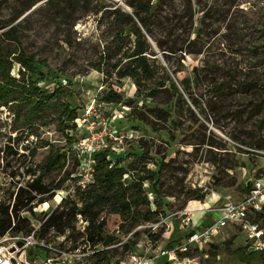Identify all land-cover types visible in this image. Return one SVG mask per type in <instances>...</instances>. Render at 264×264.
<instances>
[{
  "label": "rangeland",
  "instance_id": "rangeland-1",
  "mask_svg": "<svg viewBox=\"0 0 264 264\" xmlns=\"http://www.w3.org/2000/svg\"><path fill=\"white\" fill-rule=\"evenodd\" d=\"M28 1L0 0V32L19 14L14 23L21 25V48L46 61L33 79L42 92L57 87L69 91L62 98L76 117L63 119L70 125L63 128L54 103L27 125L21 115L27 104L16 94L11 95L12 102L0 106V204L8 207L24 233L40 230L54 215L57 222L65 221L63 231L51 226L42 234L60 250L51 254L50 263L94 264V250L100 248L85 240L87 219L69 216L72 202L81 206L77 188L88 184H81L79 141L94 137L93 145L112 163L128 169L129 175L146 178L142 186L149 207L160 211V222H140L123 234L119 217L101 209L98 220L103 219L104 229L113 234V245L107 246L109 258L96 264L120 258L130 249L144 253L167 247L189 230L181 228L177 215L176 226L169 227L168 214H177L187 204L191 209L205 207L202 202L210 204L218 196L237 199L245 194L244 185L264 173V0H129L154 6L149 31L142 32L150 46V62L155 61L157 76L166 82L154 89L153 97L146 96L143 86L138 93L131 77L105 78L90 67L113 44L111 11L118 7L132 12L127 0H89L88 11L81 10L76 20L66 22L58 17L61 0H33L23 11ZM126 41L132 46L134 36ZM10 72L20 78L15 62ZM182 79L187 80V89L181 87ZM110 89L121 94L120 102L104 101ZM92 106L97 107L95 113ZM51 151L56 163L45 170ZM157 161L162 163L158 179ZM128 174L126 185L131 180ZM40 175L44 187L58 189L32 191L29 183ZM202 193L201 200L188 199ZM192 214L197 227L218 218L217 213ZM255 218L264 230V210ZM212 237L210 247L189 252L190 260L183 264H246L235 251L246 245L245 232L228 222ZM126 241L132 242L129 247L124 246ZM250 264H264L263 256Z\"/></svg>",
  "mask_w": 264,
  "mask_h": 264
},
{
  "label": "trees",
  "instance_id": "trees-1",
  "mask_svg": "<svg viewBox=\"0 0 264 264\" xmlns=\"http://www.w3.org/2000/svg\"><path fill=\"white\" fill-rule=\"evenodd\" d=\"M61 2L58 17L63 20L74 21L77 19L76 14L79 11H88L90 9L89 0H61ZM33 3V0L25 3L23 11L29 9ZM127 3L133 8L131 13L118 7L111 11L112 27L110 31L113 32V44L108 46L106 50L101 51L99 60L92 62L90 67L102 73L105 78H110L114 75L119 81L121 78L131 77L134 79L138 93L139 89H141L140 87L143 86L144 89H147L146 96L153 97L154 89L163 87L166 82L165 79L157 76L159 66L155 61L150 62L148 57L150 46L142 32V28L146 32L149 31L150 17L154 6L148 1L131 2L127 0ZM18 17L19 14L9 18L7 22L10 26L0 32V106L12 102L11 95L16 94L19 99H23L26 102L27 106L23 109L21 115L25 117L27 125H32L36 117L43 115L46 109L57 103L59 114L62 117L61 124H63V128H69L70 125L64 124L63 119L74 120L76 112L62 96H68L70 92L60 87L55 88L52 92H42L40 86L33 79V74L37 72L39 66H45L46 61L43 58H35L32 54H26L21 48V25L20 22L14 23ZM64 21L66 22V20ZM130 35L134 36V42L132 46H127L126 40L129 39ZM63 41L66 44H71L69 38H64ZM14 62L18 64L20 78H15L10 72ZM167 82L175 90L177 89L169 79H167ZM180 84L182 88H188L187 80H180ZM103 99L107 103L120 102L122 96L117 91L110 89L105 92ZM31 133H33V130ZM32 155H34L33 152ZM55 158L56 153L51 151L45 162V170H49L56 163L54 161ZM156 164L158 168L154 171V175H157L158 179L159 165L162 163L160 164L157 161ZM128 171L123 166L112 163L107 158L105 151H98L94 154L92 181L87 186L84 185L82 190L77 188L78 190L75 192L76 199L81 203V206L77 207L76 202H72L69 216L72 217L74 214H78L87 219L85 240L93 246L100 245V248H96L93 254L96 258L94 264L102 259H108L110 248L107 246L113 245V234L107 233L104 229L105 221L103 219L98 220L101 209H106L108 213L116 214L119 217L121 222H119L118 230L123 232V234L124 232L125 234L129 233L140 222L151 223L159 220L157 214L160 211L149 207V200L143 190L142 184L146 178H136L134 174L129 175ZM126 174L131 178L129 185L125 183L126 178H124V175ZM40 181L41 175L35 177L29 183V188L36 193H47L51 189H58V187L46 188ZM250 186L251 183L244 185L243 190L249 189ZM153 189L156 194L161 195L156 185H153ZM203 197V193L190 194L188 199L201 200ZM163 214L165 213L163 212ZM260 214L263 215V212L257 215ZM14 219L15 216L11 215L8 207L0 204V236L7 231L13 233L21 231V227L14 223ZM56 220L57 216L55 215L47 218L41 226V235L51 226H54L57 231H63L65 221L57 222ZM123 224H126V226ZM187 234L188 232L184 236ZM175 242L168 244L167 247H171ZM129 243L132 242L126 241L124 246L129 247ZM211 245V243L207 244L204 249ZM235 251L240 260L246 264H250L252 261L259 260L262 257V254L256 251L245 253L243 248H237Z\"/></svg>",
  "mask_w": 264,
  "mask_h": 264
},
{
  "label": "built area",
  "instance_id": "built-area-1",
  "mask_svg": "<svg viewBox=\"0 0 264 264\" xmlns=\"http://www.w3.org/2000/svg\"><path fill=\"white\" fill-rule=\"evenodd\" d=\"M90 110L95 113L97 107L92 106ZM106 127L104 121L103 129ZM93 139L94 137H91L88 142L79 141V146L83 149L82 159L79 160L80 167L83 166L81 184L89 183L93 179L94 154L98 151L93 145ZM263 210L264 173L253 180L241 199H225L221 204L203 210L204 214L217 213L218 218L214 221L207 220L200 227L191 220L190 210L182 209L177 214H168L166 220L177 215V219L180 218L179 224L182 227H189L188 234L171 247L157 246L156 249L149 248L144 253L130 249L122 257L110 260L106 264H157L160 257H166L169 264H183L190 260L187 256L189 252L204 250L207 244L212 243L213 234L228 222L245 232L247 248L260 252L264 258V230L255 218ZM158 222L151 225L156 228ZM41 252L46 254L44 258L40 256ZM57 253L59 254L60 250L41 235L39 227L29 233L7 231L0 236V264H52L51 254Z\"/></svg>",
  "mask_w": 264,
  "mask_h": 264
},
{
  "label": "crops",
  "instance_id": "crops-1",
  "mask_svg": "<svg viewBox=\"0 0 264 264\" xmlns=\"http://www.w3.org/2000/svg\"><path fill=\"white\" fill-rule=\"evenodd\" d=\"M247 192V190H245V193ZM242 196H244V195H242ZM242 196H240V197H238L237 199H234V200H238V199H241V197ZM225 199L226 198H221L220 196H218L217 198H215V200H212V202L210 203V204H207V203H204V202H202V205L204 204L205 205V207H202V206H200V207H196V208H198V209H191V208H188L187 206L189 205V204H187L186 206H185V209L186 210H190L191 211V220H192V217H193V214L192 213H194L195 211H198V212H202V215H203V217H205L208 213H203V210H207L208 208H210V207H212L213 205H218V204H221L222 202H224L225 201ZM211 214V213H210ZM207 217V216H206ZM172 220V224L171 225H169V227H174V226H176L175 224H176V222H174L173 221V218L171 219ZM175 220V219H174ZM196 222V221H195ZM181 226V225H180ZM172 227V228H173ZM181 228H182V226H181ZM185 233H187V231L185 232ZM184 233V234H185ZM184 234L181 236V238H183L184 237ZM181 238H179V239H181ZM213 238V237H212ZM213 241V240H212ZM162 247V246H161ZM239 248H243V250H244V252L245 253H250V252H252L253 250H251V249H249V248H247V245H245L244 247H239ZM151 249V248H150ZM147 250V249H146ZM157 264H169V262H168V260L166 259V257H160L159 258V260H158V262H157Z\"/></svg>",
  "mask_w": 264,
  "mask_h": 264
}]
</instances>
